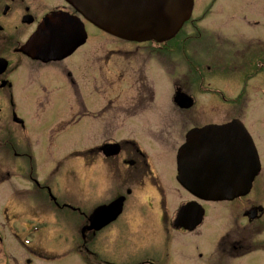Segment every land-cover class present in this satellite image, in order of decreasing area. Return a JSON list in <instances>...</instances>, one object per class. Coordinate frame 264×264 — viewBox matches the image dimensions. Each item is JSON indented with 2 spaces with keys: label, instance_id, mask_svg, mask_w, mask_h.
Segmentation results:
<instances>
[{
  "label": "flooded vegetation",
  "instance_id": "1",
  "mask_svg": "<svg viewBox=\"0 0 264 264\" xmlns=\"http://www.w3.org/2000/svg\"><path fill=\"white\" fill-rule=\"evenodd\" d=\"M198 7L200 9L205 7L200 17L192 16L182 28L181 36L177 35L168 42L139 44L121 40L129 45V50L136 46L138 49H145L144 61L143 65L141 63L140 67L134 69L127 80H124V76L119 77L116 72V82L120 81V83H113V87H117L113 92H109L106 81L108 75H113L115 71H107L99 66L102 57L95 56V53H92L93 64L88 68L87 55L80 54V51L91 42L88 43L89 35L82 47L63 60L42 62L31 59L22 52L24 45L46 17L55 13L77 15L70 5L64 0H0V60H5L7 63L6 70L0 72V91H9L7 99L9 106L16 107L17 110V104L13 101V94L10 92L15 89V83L16 86L29 87V92L33 95L37 94V97L38 93H47L48 86L43 84L46 81L45 75L51 74V81L59 84L63 89H74L76 91L74 100L65 98L64 89L52 100L33 98L24 103L32 107V115L36 113L37 116H44L45 107L54 108L56 102H61L62 110L58 111L56 118L60 121L59 124L78 125L79 138L82 141L89 136L93 137V134L100 139L97 146L81 151L80 156L85 160L91 159L98 163L100 161L102 168L99 167L101 168L99 172L110 176L111 182L119 179L125 187L122 191L125 195L121 191L114 192L107 203L95 206L91 213L82 212V209L76 207L72 208L67 203L61 205V208L67 207L80 215L78 244L80 251L85 255L84 258L87 246L98 236L104 235L111 239L116 231L104 230L115 225L122 215L127 218L130 206L136 201L145 200L156 209L160 222L165 227L164 231H169L167 225L173 229L171 231L176 230L174 218L171 222L168 219L165 185L156 171L160 163L165 164L169 161L174 180L172 183L178 186L176 210L178 217L180 211L185 212L181 219L178 218L177 231L180 244L187 247L189 240L196 252L201 250L197 253L201 264H232V262L264 264V239H259L264 234V197L261 193L264 179L260 178L263 173L262 163L248 195L221 202L202 201L186 191L179 181L178 166L179 150L191 130L208 125H224L234 120L242 121L246 126L238 117L231 119L228 117L223 121L208 119L209 117L205 115V106H213L215 100L211 98L200 101V94L214 96L217 90L214 89L212 81L219 78L220 74L227 78L228 85L238 88L239 93L236 97L226 93L221 95V101L228 106L241 107L250 86L251 89L260 90L261 77L264 74V0H205V3H201ZM206 16L212 17L208 30L200 27ZM85 27L87 32L88 27L89 30L96 29L101 32L88 22H85ZM185 28L190 30L183 32ZM92 43L95 45V42ZM187 45H189L188 49ZM137 48L136 52L128 51L122 54L132 65H134V57L139 52ZM194 52L205 54L203 56L210 60L206 68L192 64V61L187 62L188 66L181 67L183 57L193 58L191 54ZM178 55H181V59ZM103 58L108 61L110 56ZM233 59L236 63L232 65ZM151 62L154 66L162 65L163 68L155 66L156 69H152ZM190 63L192 67L189 66ZM21 67H24V70L20 71ZM50 67L56 68L55 74L48 70ZM131 68H128L127 72H132ZM135 73L141 77L137 83H129L135 80ZM182 73L186 76L184 79L182 77L183 80L179 79ZM14 79H16L15 83ZM151 79L154 82L158 80L160 96L156 93L155 83L151 85ZM20 91L22 95H27L25 94L27 89ZM228 106L226 108H230ZM69 112L73 114L68 119ZM15 115L16 112L13 111L14 122L17 116ZM15 123L22 130L26 129V122L23 119ZM130 123L133 129H128L131 132H128L130 137H127L123 130L127 129ZM144 123L148 125L144 127ZM189 125V131L184 135L183 129ZM141 137H145L146 141L142 142ZM47 150L48 153H52V149ZM14 155L18 157L19 153L16 152ZM27 157L32 158L29 153ZM7 180L0 179V183ZM121 197L124 198V202L120 217L101 230H90L92 213L97 208L108 206ZM2 199L0 264H38L39 259H46L36 243L38 229L30 226L28 230L26 227L22 228L20 223L24 202L14 194ZM50 199L52 204L59 206L52 194ZM199 207L203 209V216L200 224L195 227ZM135 216L139 218L140 226L146 224L143 220L144 215L139 213ZM135 216L131 217L133 226ZM183 242L186 244H182ZM23 251L27 255L25 259H23ZM181 255L183 256V253ZM107 263L113 264L109 261Z\"/></svg>",
  "mask_w": 264,
  "mask_h": 264
},
{
  "label": "rangeland",
  "instance_id": "2",
  "mask_svg": "<svg viewBox=\"0 0 264 264\" xmlns=\"http://www.w3.org/2000/svg\"><path fill=\"white\" fill-rule=\"evenodd\" d=\"M201 3H205V0H195V7L192 10L193 18L200 17L203 13L206 6L200 9L198 6ZM211 20V16H206L200 27L208 30ZM182 28L179 32H182ZM185 30L186 28L183 29V32ZM187 30L190 29L187 28ZM219 30L223 31L222 28H219ZM178 34V36H181L180 33ZM88 35V43L91 42L80 51V54L85 53L87 55L88 68L93 64L94 55L92 53H95V56L102 57V63L99 66L107 71H115L113 75H108L106 81V86L110 89L109 92H113L117 87H113V83H120V81L116 82V72H118L119 77L124 76V80H127L134 69L140 67L141 63L143 65L145 49H138L136 46L134 49L129 50V45L122 42V39H115L116 37L99 32L96 29L89 30V27ZM92 42H95L96 46ZM136 48L139 52L134 57V65H132L126 56L122 54H126L128 51L136 52ZM188 48L189 45H187ZM191 55L193 58L189 54V58L184 59L183 57L181 67L188 66L189 63L187 64V62L190 61L201 68H206L210 63V60L203 56L205 54L194 52ZM104 56H110L109 60L106 61V57L103 58ZM178 58L181 59V55H178ZM77 60L78 56L76 57ZM191 63L189 66L192 65ZM235 63L233 59L232 65ZM150 66H152V69H156L155 66L163 68L162 65L154 66L153 62L150 63ZM130 67H132V72H127ZM22 70H24V67L20 68V71ZM48 70L55 74L56 68L50 67ZM51 76V74L45 75L46 81L43 82L48 86V92L38 93V97L37 94L33 95L29 92V87L16 86V79H14L15 89L10 92L13 94V101L17 104V110L16 107L9 106L10 104L7 102L9 91H0V179H9L0 183V202H2V198L14 194L26 203V205L23 203L22 206L20 223L22 228L26 227L29 230L30 226H33L38 229L36 243L40 253H44L47 257L44 260L39 259L38 264H108L107 261L113 264H201L197 258V253L201 250L196 252L194 247L190 245L189 240L187 247L181 245L178 229L171 231L172 228L167 225L170 229L164 231L165 227L160 222L156 209L152 208L150 203L145 200L134 202L129 208L127 218L122 215L115 225L113 224L104 230L106 232L116 231L110 240L108 236L103 235L102 237L100 235L91 242L87 246L86 257L84 258L85 255L80 251L78 244L80 243L78 234L81 221L80 215L67 207L65 209L61 208V205L67 203L72 208L76 207L82 209V212L91 213L95 206L107 203L114 192H122L125 187L119 179H114L111 182L110 176L99 172L102 168L100 161L98 163L91 159L85 160L80 156L81 151L97 146L100 139L92 133L93 137L89 136L82 141L79 138L78 125L69 124L66 126L62 123L59 124L60 121L56 118L58 111L62 110L61 102H56L54 108L45 107L44 116H37L36 113L31 114L32 107L24 103L28 99L49 98L52 100L64 89L65 98L68 97L67 99L70 100L76 98L74 89H63L62 86L51 81ZM140 77L138 73H135V80L129 83H137ZM182 77L184 79L186 76L182 73L179 79H182ZM261 80L260 90L258 88L251 89V86L248 88L241 107L228 106L221 101V95L224 93L231 97H236L239 93L238 88L228 85L227 78L222 77L221 74L219 78L217 77L216 80L212 81L215 86L214 89L217 90L216 94L212 97L210 94H200V101L211 98L215 100L211 107L204 105L205 115L209 117L208 119L223 121L228 117L230 119L238 117L243 120L258 148L263 166V173L260 178L264 179V74H262ZM152 83H155L156 93L160 96L161 90H158V80L154 82L151 79V85ZM25 89L28 91L25 92L27 95H22L20 90ZM226 106L230 108H226ZM13 111L16 114L18 112L17 116L26 122L25 130H22L13 121ZM72 114L73 112H69L68 119ZM146 125L148 124L144 123V127ZM130 128L133 129L131 123L127 129L123 130L127 137H130L128 134V132H131L128 131ZM189 128L190 125L183 129L184 135L189 131ZM140 140L145 142L146 138L141 137ZM47 149H52V153H48ZM16 152L19 153L18 157L14 155ZM28 153L31 154V159L27 157ZM156 171L165 185L168 219L171 222L173 218L175 219L174 215H176L178 209V186L172 183L174 180L172 178V166L169 161L165 164L160 163ZM263 185L264 180L261 186L263 187ZM261 193L264 197V188ZM50 194L56 198L59 204L58 207L52 204ZM122 194L125 195L124 192ZM212 210L216 211V209ZM139 213L144 215L143 220L146 222L142 226L139 225V218L135 216ZM133 216H135L134 226L131 218ZM23 231L26 230L23 229ZM259 239H264V234ZM182 244L186 243L183 242ZM23 255V259H25L27 255L24 251ZM232 264L235 263L232 262Z\"/></svg>",
  "mask_w": 264,
  "mask_h": 264
},
{
  "label": "water",
  "instance_id": "3",
  "mask_svg": "<svg viewBox=\"0 0 264 264\" xmlns=\"http://www.w3.org/2000/svg\"><path fill=\"white\" fill-rule=\"evenodd\" d=\"M65 1L102 31L138 43L171 40L190 19L194 6V0ZM86 39L84 24L78 17L56 13L44 20L22 51L34 60H60ZM0 68L5 70L2 61ZM178 159L180 183L194 196L207 201L232 200L248 194L260 169L254 142L239 121L192 130ZM121 211V199L97 209L90 217L91 228L101 229ZM175 225L178 227V215Z\"/></svg>",
  "mask_w": 264,
  "mask_h": 264
},
{
  "label": "bare ground",
  "instance_id": "4",
  "mask_svg": "<svg viewBox=\"0 0 264 264\" xmlns=\"http://www.w3.org/2000/svg\"><path fill=\"white\" fill-rule=\"evenodd\" d=\"M186 23H187V21H186ZM186 23H185L183 26H185V25H186ZM183 26H182V27H183ZM180 30H181V29H180Z\"/></svg>",
  "mask_w": 264,
  "mask_h": 264
}]
</instances>
